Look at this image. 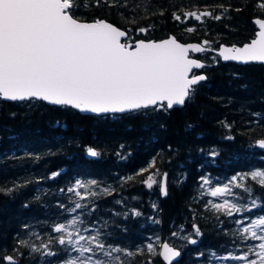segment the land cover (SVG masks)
I'll list each match as a JSON object with an SVG mask.
<instances>
[{"label":"trees","instance_id":"16d2710c","mask_svg":"<svg viewBox=\"0 0 264 264\" xmlns=\"http://www.w3.org/2000/svg\"><path fill=\"white\" fill-rule=\"evenodd\" d=\"M80 2L73 10L76 18L106 19L127 31L124 40L172 34L182 42L204 44L209 50L191 55L206 62L201 69L206 79L193 86L183 106L168 110L97 115L39 99H0V257L14 256L16 264L73 259L79 264L91 254L81 257L59 238L99 232L106 249L122 250L111 258L101 256L112 264H164L159 253L164 241L181 251L172 264H246L219 259L234 255L258 261L261 241L245 239L250 233L241 230L264 217V187L250 175L264 171V150L256 144L264 139V63L223 62L217 51L222 44L241 45L255 36L254 19L264 17L259 7L264 0ZM191 12L211 15L197 20L185 15ZM90 147L97 157L87 155ZM149 176L155 181L151 188ZM77 181L86 187L69 192ZM162 181L167 195L161 192ZM236 183L251 187V195ZM224 185L232 194L210 195ZM225 200L240 211L227 216L212 207ZM75 203L86 206L75 209ZM58 224L66 230L55 232ZM148 243L155 251H147ZM81 246H89L87 240L75 245ZM125 251L138 254L130 257Z\"/></svg>","mask_w":264,"mask_h":264},{"label":"snow or ice","instance_id":"6c2138e0","mask_svg":"<svg viewBox=\"0 0 264 264\" xmlns=\"http://www.w3.org/2000/svg\"><path fill=\"white\" fill-rule=\"evenodd\" d=\"M93 3L98 4L99 0H89V4ZM80 6V0H0V98L10 101L39 99L53 105L70 106L81 112L97 114L124 113L150 107L168 110L177 105L183 106L193 93V86L206 79L204 75L197 74L190 77L193 69L203 68L204 64L189 58V52H203V47L185 46L175 38L161 42H122L127 32L111 23L103 20L91 23L78 21L73 10ZM259 7L264 10V2ZM185 15L200 20L202 15L211 14L204 12L197 15L191 12ZM214 18L220 19L219 16ZM176 19L181 18L177 16ZM255 23L259 25V38L243 47H222L219 55L225 61L264 62V20L257 19ZM187 30L193 31L191 28ZM140 31L144 32L145 29ZM257 145L264 149V139L259 140ZM87 155L97 157L99 153L90 147ZM56 175L59 173H53V176ZM250 175L253 181L264 187V171L256 170ZM164 177L166 180V173ZM95 183L89 182L91 185ZM146 183L151 188L155 181L149 176ZM203 183L209 184L210 181L204 178ZM82 187L86 186L77 181L75 187H70L68 191L74 192ZM235 187L251 195V187L239 183ZM161 192L167 195L163 184ZM225 194H232L228 185L215 187L210 192L212 197ZM76 195L86 199L79 192ZM85 206L75 203V209ZM252 206H256L255 200ZM212 207L217 211L224 210L227 216L240 211L235 203L228 200L222 204H212ZM134 215L140 213L134 212ZM75 223V220L71 222L72 225ZM193 228L196 235H200V229L196 225ZM256 229L262 231L258 233ZM54 230L57 233L64 232L66 225L58 224ZM241 231L243 234L250 233V237L245 235V239L261 241L259 252L255 253L259 260H249L248 255L219 259L264 264V217L251 221L250 226L243 227ZM76 235L78 238L73 240V233L68 232L67 241L61 237L58 242L61 245H72V250L81 257L85 253L91 254L80 260L79 264H112V259H102L101 256L111 258L113 252L122 251L120 248L106 249L99 239V232L87 238L79 233ZM173 235L176 233L173 232ZM184 238L191 244L197 243L195 239ZM85 240L89 246L75 247ZM93 244L94 247L91 246ZM146 248L149 253L155 251L152 243H148ZM162 248V256L167 264H172L173 259L180 256V252L167 243ZM137 254L125 251V255L130 257ZM115 259L119 260V257ZM0 260L16 264L14 256L5 255ZM67 264H77V261L69 260Z\"/></svg>","mask_w":264,"mask_h":264},{"label":"water","instance_id":"95a60500","mask_svg":"<svg viewBox=\"0 0 264 264\" xmlns=\"http://www.w3.org/2000/svg\"><path fill=\"white\" fill-rule=\"evenodd\" d=\"M76 18V17H75ZM78 21H80V22H87V23H91V22H94V21H96V20H103V21H105V22H107V23H111V22H109L108 20H106V19H96V20H81V19H78V18H76ZM257 19H261V20H264V17H259V18H255L254 19V23H255V20H257ZM113 26H115V27H118V26H116L115 24H113V23H111ZM255 25H256V27H257V30H256V33H255V36L250 40V41H248V42H245L244 44H241V45H225V44H222V45H220V47H219V49H218V54H219V51L221 50V48L222 47H229V48H231V47H243L245 44H249V43H251L254 39H258L259 37H258V32H259V25H257L256 23H255ZM120 30H124V29H122V28H120V27H118ZM126 31V30H125ZM127 32V31H126ZM128 34V33H127ZM128 36V35H127ZM127 36L125 37V38H122V42L124 41V39H126L127 38ZM169 38H175L179 43H181V44H183V45H185V46H187V45H198V46H201V47H203L204 49H205V51H207V50H209V48L207 47V46H205L204 44H202V43H200V42H182V41H180V40H178L177 38H176V36H174V35H169V36H167V37H164V38H161V39H157V40H155V39H137V40H134V41H127V42H129V43H134V42H136V41H139V40H144L145 42H161V41H163V40H165V39H169ZM205 51H203V52H205ZM200 53H202V52H189V58H191V59H196V60H198L199 62H201V63H203L204 64V67L206 66V62H204L203 60H201L200 58H198V57H196V56H193V55H191V54H200ZM221 57V56H220ZM221 60L223 61V62H226L222 57H221ZM231 61V60H230ZM232 62H235V63H238V64H245V63H243V62H239V61H232ZM251 62H254V63H264V62H259V61H251ZM248 63H250V62H248ZM202 68H200V69H193L192 70V73H190V77H191V75L192 74H197V75H204L205 76V73L204 72H197V73H193L195 70H201ZM206 77V76H205ZM0 99H2V100H6V99H3V98H0ZM6 101H10V100H6ZM46 103H48L47 101H45ZM48 104H50V103H48ZM53 105V104H52ZM174 107H180L179 105H177V106H174ZM77 111H79V112H81L80 110H78V109H76ZM126 112H130V111H126ZM126 112H124V113H126ZM81 113H83V114H97V113H92V112H81ZM104 114H122V113H99V114H97V115H104ZM259 140H261V139H259ZM259 140H257V142L259 141ZM257 142H256V144H257ZM258 146V145H257ZM264 150V149H263ZM162 184L164 185V181H162ZM164 243H167L170 247H173L175 250H178L179 252H180V256L179 257H176V258H174L173 259V261H172V263H174V262H176V261H178L180 258H181V251H180V249H178V248H176V247H174L173 245H171V244H169L167 241H164V242H162V244H161V246H160V257L162 258V260H163V262H164V264H167V262L166 261H164V259H163V256H162V252H163V248H162V245L164 244Z\"/></svg>","mask_w":264,"mask_h":264},{"label":"flooded vegetation","instance_id":"af4514ba","mask_svg":"<svg viewBox=\"0 0 264 264\" xmlns=\"http://www.w3.org/2000/svg\"><path fill=\"white\" fill-rule=\"evenodd\" d=\"M201 70H198V71H194L193 73H197V72H200Z\"/></svg>","mask_w":264,"mask_h":264}]
</instances>
